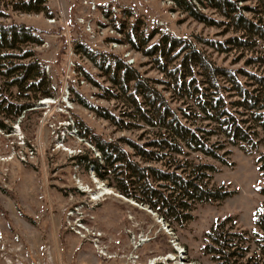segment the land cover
I'll use <instances>...</instances> for the list:
<instances>
[{
	"label": "trees",
	"instance_id": "1",
	"mask_svg": "<svg viewBox=\"0 0 264 264\" xmlns=\"http://www.w3.org/2000/svg\"><path fill=\"white\" fill-rule=\"evenodd\" d=\"M173 1L194 19L222 27L226 33L220 39L196 36L198 42L218 52L235 50L233 62L241 58L243 62L220 64L194 40L157 26L145 30L141 16L128 21L132 12L125 11V17L113 22L122 36L112 38L148 57L162 76L144 74L117 52L95 50L74 40V51L84 55L109 82L97 80L79 64L84 78L98 88L95 94L120 105L114 111L95 103L73 85L71 100L117 129H142L137 138L108 139L80 117H72L78 135L98 152V156L76 154L74 158L124 196L156 211L169 226L184 227L194 218L197 204L220 202L235 193L212 180L219 163L229 164L228 146L254 153L263 199L254 214L252 234L228 215L205 230L201 250L215 264H264V0ZM199 6L213 9L216 15ZM9 10L53 15L47 0H0V17L9 16ZM43 42L41 31L33 25L0 20L2 129H11L6 120L21 118L23 122L38 100L55 95L35 49Z\"/></svg>",
	"mask_w": 264,
	"mask_h": 264
},
{
	"label": "rangeland",
	"instance_id": "2",
	"mask_svg": "<svg viewBox=\"0 0 264 264\" xmlns=\"http://www.w3.org/2000/svg\"><path fill=\"white\" fill-rule=\"evenodd\" d=\"M84 1L47 0L53 11L50 17L18 10L0 17L41 31L44 42L35 49L49 65L55 89L54 96L44 97L50 100L37 101L34 112L23 122L21 118L6 120L11 129L0 128V264H215L201 246L205 230L216 219L231 215L240 228L252 234L254 214L263 199L255 154L229 145V164L219 163L212 180L235 193L220 202L197 204L194 218L184 227L169 226L156 211L124 196L74 158L76 154L98 156V152L68 126L72 117H80L108 139L121 135L137 138L142 129H117L71 100L73 85L95 103L114 111L120 105L95 94L98 88L84 78L79 64L97 80L109 82L84 55L74 51L73 41L80 39L95 50L117 52L144 74L161 77L148 57L112 38L121 35L113 22L129 10L128 21L141 16L145 30L157 26L190 38L220 64L237 66L243 58L233 62L235 50L218 52L198 42L196 36L220 39L226 33L222 27L194 19L173 0H87L95 8ZM245 2L249 0L239 1ZM200 8L216 15L213 9Z\"/></svg>",
	"mask_w": 264,
	"mask_h": 264
},
{
	"label": "built area",
	"instance_id": "3",
	"mask_svg": "<svg viewBox=\"0 0 264 264\" xmlns=\"http://www.w3.org/2000/svg\"><path fill=\"white\" fill-rule=\"evenodd\" d=\"M83 3H84L86 6H89V7H91V8H95V7H96L95 3L88 2L87 0H85ZM52 19H53V18H52ZM82 22H83V21H82ZM126 60H127V62L132 63V60H130V59H126ZM70 64H74L72 60L70 61ZM72 66H73V65H72ZM48 67H49L48 64H44V70H45V72H47V73H48ZM81 81L84 82V79H82ZM67 94H68V93H67ZM47 99L49 100V98H43V100H47ZM68 121H69L68 126L71 127L72 130H73V128L75 129L73 132H77V131H76V126L74 125L72 119L70 118V120L68 119Z\"/></svg>",
	"mask_w": 264,
	"mask_h": 264
},
{
	"label": "bare ground",
	"instance_id": "4",
	"mask_svg": "<svg viewBox=\"0 0 264 264\" xmlns=\"http://www.w3.org/2000/svg\"><path fill=\"white\" fill-rule=\"evenodd\" d=\"M48 100V99H47ZM50 100V99H49Z\"/></svg>",
	"mask_w": 264,
	"mask_h": 264
}]
</instances>
